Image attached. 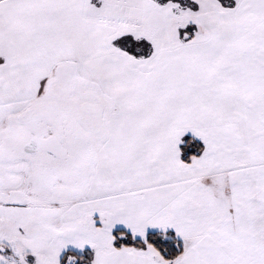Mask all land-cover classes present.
<instances>
[{
    "label": "snow or ice",
    "instance_id": "6c2138e0",
    "mask_svg": "<svg viewBox=\"0 0 264 264\" xmlns=\"http://www.w3.org/2000/svg\"><path fill=\"white\" fill-rule=\"evenodd\" d=\"M0 264H264V0H0Z\"/></svg>",
    "mask_w": 264,
    "mask_h": 264
}]
</instances>
